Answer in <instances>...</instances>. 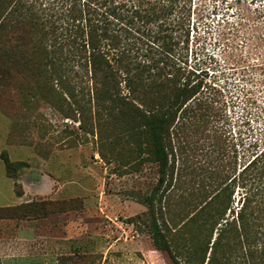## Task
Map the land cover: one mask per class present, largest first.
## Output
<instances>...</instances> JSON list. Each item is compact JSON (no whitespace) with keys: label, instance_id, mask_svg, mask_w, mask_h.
<instances>
[{"label":"rangeland","instance_id":"1","mask_svg":"<svg viewBox=\"0 0 264 264\" xmlns=\"http://www.w3.org/2000/svg\"><path fill=\"white\" fill-rule=\"evenodd\" d=\"M183 29L187 41L179 42L175 66L183 75L199 72L190 78L201 85L185 107L191 117L179 114L180 128L170 130L173 167L159 186L154 162H120L116 153L123 158L128 146L111 142L114 133L89 132L88 116L66 117L43 100L25 108L18 95L4 99L1 88L0 152L24 165L12 179L0 159V207L50 206L0 220V264H173L154 249L143 197L157 187L159 221L180 232L215 189L216 139L235 144L241 156L247 142L264 138V0H190ZM205 54L213 61L203 62ZM193 232L192 224L187 236Z\"/></svg>","mask_w":264,"mask_h":264},{"label":"trees","instance_id":"2","mask_svg":"<svg viewBox=\"0 0 264 264\" xmlns=\"http://www.w3.org/2000/svg\"><path fill=\"white\" fill-rule=\"evenodd\" d=\"M189 1L0 2L4 99L18 95L25 108L30 100H43L66 117L88 116L89 132L114 133L111 142L128 146L123 158L116 153L120 162H154L159 186L173 167L170 130L180 128L174 127L179 114L191 117L185 107L201 85L190 78L199 72L183 75L175 66L179 42L187 41ZM206 60L213 61L210 55ZM197 110L203 117L205 105L197 103ZM221 142L216 139L214 148L215 189L180 232L170 233L159 221L157 187L143 197L154 249L165 251L173 264H179L176 258L184 264H264V138L247 142L241 156L235 144ZM0 159L5 175L15 179L24 162L10 161L5 151ZM14 194H22L17 185ZM49 204L3 206L0 220L45 214ZM192 224L194 235L187 236Z\"/></svg>","mask_w":264,"mask_h":264}]
</instances>
